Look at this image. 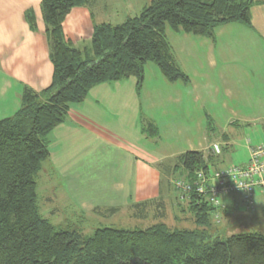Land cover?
<instances>
[{
  "label": "crops",
  "instance_id": "crops-1",
  "mask_svg": "<svg viewBox=\"0 0 264 264\" xmlns=\"http://www.w3.org/2000/svg\"><path fill=\"white\" fill-rule=\"evenodd\" d=\"M257 1L250 26L217 25L214 39L166 26L176 60L189 76L186 84L169 82L148 63L140 90L134 76L107 81L69 107L66 120L48 134L49 155L36 176V192L47 202L56 200L57 214L85 220L109 216L105 211L114 207L118 210L112 214L133 215L135 203L157 199L161 181H171L162 165L171 166L181 153L210 152L219 140L229 145L244 128L264 134V0ZM35 4L39 0H0V99H5L0 106L12 113L21 105L24 88L39 92L52 79L45 24L40 22L42 35ZM27 9L34 12L35 28L27 23ZM102 9L101 22L114 24L108 15L115 23L126 18L117 15L119 9L112 13L108 2ZM93 24L87 31L91 35ZM147 123L156 136L143 129ZM46 183L50 193L44 191ZM255 194V210L248 216L238 210L245 207L241 192L226 196L212 216L249 217L239 223L246 226L264 214V195Z\"/></svg>",
  "mask_w": 264,
  "mask_h": 264
},
{
  "label": "trees",
  "instance_id": "trees-1",
  "mask_svg": "<svg viewBox=\"0 0 264 264\" xmlns=\"http://www.w3.org/2000/svg\"><path fill=\"white\" fill-rule=\"evenodd\" d=\"M94 1L41 0L52 79L39 92L24 88L18 110L0 119V264H264V233L242 226L225 235L211 233L210 217L217 207L193 191L185 198L195 222L192 229L164 223L136 230L102 226L88 235L70 226L56 227L39 214L36 176L49 155L48 134L66 120L71 105L83 102L96 84L130 76L136 77L140 90L148 63H154L169 82L186 84L189 76L176 60L166 26L214 39L217 25L250 26V9L260 4L257 0H150L120 23L95 24L91 56L86 48L75 47L62 27L72 7ZM25 12L27 23L35 28L33 10ZM151 126L147 123L143 129L154 137L158 132L150 133ZM215 157L212 152L189 150L171 166L162 165V172L181 171L190 182L196 171L212 168ZM152 204L157 203H135L133 216L145 217ZM117 210L105 212L111 216Z\"/></svg>",
  "mask_w": 264,
  "mask_h": 264
},
{
  "label": "rangeland",
  "instance_id": "rangeland-1",
  "mask_svg": "<svg viewBox=\"0 0 264 264\" xmlns=\"http://www.w3.org/2000/svg\"><path fill=\"white\" fill-rule=\"evenodd\" d=\"M150 0H95L91 5L80 7L85 8H79V7H72V11L70 14L67 15L66 22L63 24V31L67 34L68 38H70L72 44L77 47L80 50H83L86 48L91 56H93L91 52V33H88V29L90 26V23L95 25L98 23H102L100 20L102 18V4L104 2L109 3L110 11L112 13L115 12V10L119 9V13L117 14L119 17L122 15H125V17L133 16L134 14H137L140 9H142L143 6L147 5ZM18 8V7H17ZM34 11L39 12L37 14L38 19L37 23H39V26L41 29V34H43L41 23H43L42 19V11H41V1L39 0V5L35 4ZM108 18L115 24V17L112 20L111 15H108ZM42 19V21H41ZM124 18H120L119 21H123ZM117 21V20H116ZM7 22V21H3ZM5 24V23H3ZM44 24V23H43ZM8 27V26H7ZM45 29V25H44ZM82 29V30H81ZM43 37V36H42ZM47 45L48 41L46 40ZM46 45V43H45ZM46 45V48H47ZM50 50V45H48V51ZM5 101V99H0V104ZM9 107H6V111L3 110L0 106V114H4L5 118L7 116V112ZM4 112V113H1ZM11 116L13 115L12 112H9ZM249 138V139H248ZM222 143V144H221ZM264 143V134L260 129L255 128H244V130H241L240 134L235 136L230 144L223 143V140H219L218 144L220 147V153L214 154L217 155L213 162L215 165L223 166L227 164H236L240 165L243 163H246L249 156H248V149H249V155L251 151V147L256 146L258 144ZM214 144V143H213ZM212 144V145H213ZM248 147V149H247ZM222 152V154H221ZM248 157V158H247ZM216 162V163H215ZM214 169L213 167L209 170ZM171 181L169 178L166 181H161L160 188L158 189V195L157 199H154L157 204H152L148 208L147 215L145 217H140L137 215H128L126 213L124 214H112L111 216H95L90 217L85 220L83 219H74L69 218L67 216L57 214V202L53 201L47 202L45 201L44 196H41V193L38 192L37 197V203H38V212L39 214L43 215V217H46L51 224L55 225L56 227L62 226V227H68L74 229H80L85 234L90 235L96 228L102 227V226H111L116 228H122V229H129V230H136L137 229H144L148 226L158 224V223H164L168 227L179 229L187 228L192 229L195 227L194 219H192V214H190L187 205L188 200L182 199L179 195V192L177 191L176 187L173 185V181L179 178L184 179L185 176L181 171L172 172L171 174ZM170 181V182H169ZM51 187L48 183L45 185V192L50 193ZM44 192V194H45ZM43 195V194H42ZM159 202V203H158ZM239 211L243 212L245 215L243 217L248 216L247 212H252L250 210H246V207H243L242 205H239ZM50 208L55 209L54 212H49ZM219 208V207H217ZM217 213V214H216ZM214 214V217L211 215V227L208 228V230L211 233L219 232L222 235H225L227 232L236 229L237 227H240L239 223L245 222L244 220L248 219L243 218L240 216L239 218H234L232 216H226L224 212H216ZM250 219V218H249ZM244 228L247 231H256V232H262L264 233V214L260 215L259 219L252 218L248 221L246 226Z\"/></svg>",
  "mask_w": 264,
  "mask_h": 264
},
{
  "label": "built area",
  "instance_id": "built-area-1",
  "mask_svg": "<svg viewBox=\"0 0 264 264\" xmlns=\"http://www.w3.org/2000/svg\"><path fill=\"white\" fill-rule=\"evenodd\" d=\"M211 151L218 154L221 150L214 143ZM248 160L245 166L227 164L207 171L201 169L194 173L192 181L179 178L173 181V185L182 199L193 191L213 207L222 206L226 196L241 192L246 210L254 211L256 190L264 195V143L251 147Z\"/></svg>",
  "mask_w": 264,
  "mask_h": 264
}]
</instances>
